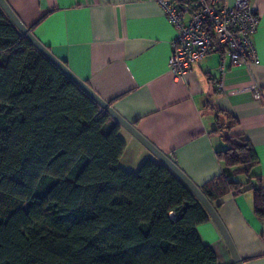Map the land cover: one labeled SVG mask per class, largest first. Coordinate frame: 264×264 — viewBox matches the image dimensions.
<instances>
[{
    "label": "trees",
    "instance_id": "trees-1",
    "mask_svg": "<svg viewBox=\"0 0 264 264\" xmlns=\"http://www.w3.org/2000/svg\"><path fill=\"white\" fill-rule=\"evenodd\" d=\"M119 128L0 9V264H216L204 207L160 162L123 170ZM222 140L223 173L199 189L210 203L251 189L264 217L251 144Z\"/></svg>",
    "mask_w": 264,
    "mask_h": 264
},
{
    "label": "crops",
    "instance_id": "crops-1",
    "mask_svg": "<svg viewBox=\"0 0 264 264\" xmlns=\"http://www.w3.org/2000/svg\"><path fill=\"white\" fill-rule=\"evenodd\" d=\"M18 19L55 57L198 187L223 173L216 151L223 137L241 136L258 163L250 185L264 189V0H248L259 15L253 34L254 63L222 64L212 52L180 79L169 69L175 29L155 0H5ZM233 5L234 0H222ZM262 94L255 99L250 89ZM216 129V130H215ZM119 166L136 172L147 158L159 162L122 127ZM234 180L246 183L245 174ZM212 206L242 264H264V217L254 212L253 191L228 192ZM216 264H235L209 218L196 226Z\"/></svg>",
    "mask_w": 264,
    "mask_h": 264
},
{
    "label": "built area",
    "instance_id": "built-area-1",
    "mask_svg": "<svg viewBox=\"0 0 264 264\" xmlns=\"http://www.w3.org/2000/svg\"><path fill=\"white\" fill-rule=\"evenodd\" d=\"M173 28L169 69L174 79L182 78L212 52H218L231 65L254 63L257 55L253 34L259 15L248 0H194L193 4L174 0H155ZM255 99L262 97L258 87L251 86Z\"/></svg>",
    "mask_w": 264,
    "mask_h": 264
},
{
    "label": "water",
    "instance_id": "water-1",
    "mask_svg": "<svg viewBox=\"0 0 264 264\" xmlns=\"http://www.w3.org/2000/svg\"><path fill=\"white\" fill-rule=\"evenodd\" d=\"M0 9L5 13V15L10 19L18 31L31 43V45L43 55L49 62H51L61 73H63L71 82H73L83 93H85L90 99H92L100 109L108 113V115L123 129L129 132L133 137H135L144 147H146L157 160L168 167L178 179L192 192L200 204L204 207L209 217L215 223L219 229L223 239L225 240L229 251L232 255L235 264H242L236 249L233 245L231 238L229 237L227 230L225 229L223 223L219 219L215 208L209 202V200L204 196L202 191L197 185H195L185 173L164 153L155 148L149 141H147L136 129L135 127L121 117L111 105L103 100L95 91L91 89L87 83L79 79L68 67L67 65L59 60L52 52L45 47L31 32V30L26 27L11 10L9 5L5 0H0Z\"/></svg>",
    "mask_w": 264,
    "mask_h": 264
}]
</instances>
